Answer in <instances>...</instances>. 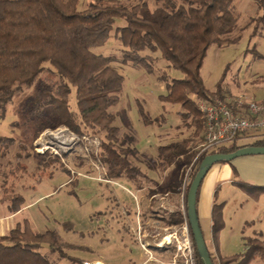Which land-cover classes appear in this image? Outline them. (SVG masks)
I'll return each instance as SVG.
<instances>
[{
  "label": "trees",
  "instance_id": "1",
  "mask_svg": "<svg viewBox=\"0 0 264 264\" xmlns=\"http://www.w3.org/2000/svg\"><path fill=\"white\" fill-rule=\"evenodd\" d=\"M128 1L129 4L125 0H94L86 9L79 10L80 0H0V112L5 111L18 91L31 87L42 74L57 77V82L44 87L31 102L33 118L41 120L47 108L56 117L55 122L40 125L37 134L42 129L60 126L80 135L86 129L103 134L100 161L107 169V177L135 181L139 171L130 160L139 154L135 136L121 137V128L115 122L123 114L111 112L120 103L125 83V76L117 66L153 73L155 59L151 54L159 53L170 69L183 74L181 79L163 77L168 92L162 100L180 104L185 111L180 117L192 130L183 140L157 148L158 166L165 172L173 170L167 182L159 184L160 192L178 194L184 174L198 157L205 138L206 121L198 104L225 98L220 85L214 92L206 88L201 69L213 45L227 47L241 40L240 36L227 37L238 27L234 0ZM255 1L264 11V0ZM255 22L264 24V15L250 20V24ZM111 41L119 43L120 58L93 51ZM74 91L77 112L70 107ZM138 108L146 125L164 122L160 118L151 120L142 104ZM123 118V127L127 129V119ZM15 143L13 138L0 136L2 147ZM246 146L263 147L264 140L222 147L199 156L187 195L206 156L229 154ZM20 149L26 147L21 145ZM56 162L59 160H49L36 170H46ZM238 187L252 198L264 194L263 187L245 183H238ZM1 202L7 204L10 214H17L24 208L26 199L8 188ZM223 209L222 204L213 208L215 236L224 227ZM160 219L166 226L184 222L180 212L165 214ZM60 239L57 231L35 232L31 222L25 219L0 237V264H50L40 250L44 245L57 249ZM246 245L244 253L220 259V264H250L256 258H264V241L249 239ZM196 255L197 263L203 264L197 250Z\"/></svg>",
  "mask_w": 264,
  "mask_h": 264
},
{
  "label": "rangeland",
  "instance_id": "2",
  "mask_svg": "<svg viewBox=\"0 0 264 264\" xmlns=\"http://www.w3.org/2000/svg\"><path fill=\"white\" fill-rule=\"evenodd\" d=\"M92 1L80 0L78 9H86ZM125 3L130 2L125 0ZM151 6L154 7L153 2ZM233 11L238 17V27L227 37L240 36L241 40L227 47L213 45L207 52L201 77L209 91H217L220 85L233 96L253 95L260 99L264 97V24H250V20L263 16L264 11L255 0H234ZM120 48L119 43L111 41L93 51L120 58ZM151 55L155 59L153 73L117 66L125 76V83L119 105L111 110L113 114L122 112L127 119V129L123 127V117L116 119L115 125L121 128L120 136H135L139 154L137 158H130L139 171L135 181L107 177V169L100 161L103 134L86 129L80 135L63 126L42 129L37 134L40 125L55 122L56 117L51 108H47L41 120L33 118L31 102L44 87L57 82V77L42 74L31 87L18 91L5 111L0 112V136L16 141L9 147L4 145L6 148L0 144V199L5 190L11 188L26 199L24 208L13 221L20 223L28 219L33 230L40 234L57 231L61 238L57 249L44 245L40 250L50 264H85L87 261L92 264L98 259L105 264H129L126 254L138 253L141 248L130 231L136 227L138 216L150 221L145 227L151 232V238L165 234V225H160L158 219L165 215L160 207L164 196L159 183H166L173 170L166 177L156 162L157 148L183 140L192 130L180 117V113L185 112L181 105L162 100L168 92L163 77L181 79L183 74L170 69L159 53ZM70 99L71 110L77 112L75 91ZM139 103L151 120L160 118L164 122L146 125L139 113ZM21 145L26 150L21 151ZM49 160L59 162L46 170H36ZM187 170L183 181L190 175L189 168ZM170 200L180 206L177 197ZM185 204L187 206V194ZM7 212L5 204L0 202V221ZM254 230L262 232L254 235ZM244 234L264 241V216L254 226L246 227ZM243 249L238 247L233 253L241 254Z\"/></svg>",
  "mask_w": 264,
  "mask_h": 264
},
{
  "label": "crops",
  "instance_id": "3",
  "mask_svg": "<svg viewBox=\"0 0 264 264\" xmlns=\"http://www.w3.org/2000/svg\"><path fill=\"white\" fill-rule=\"evenodd\" d=\"M224 93L225 98L223 100H226L229 97L245 96L247 100H256L259 102L264 101V97L258 99L253 95L233 96L227 92ZM169 172L170 170L165 172L166 177ZM238 183H245L254 187L264 188V155L247 156L238 158L231 163L216 164L210 169L200 186L197 198L198 217L206 239L208 250L214 259L215 264H220V259L235 256L236 254L233 252L238 247H243L244 249L241 254L244 253L247 249V240L259 239L258 237L252 238L246 236L244 233L246 227L249 225L254 226L255 223L264 216V194L258 198L246 196L242 192V189L238 187ZM162 195L164 197L160 200V207L164 209L165 214H173L175 212L182 213L181 211L185 202V196L183 197V187L181 188V192L178 194L170 193ZM171 197L173 199L174 197H177L178 204H180V206L178 205L177 207V204H173L170 200ZM1 203L5 204L7 207L6 203ZM216 204H222L224 208V227L217 236L213 233L212 218L213 208ZM19 214L20 213L10 214L7 212L6 217H2L3 220L0 221V237L7 235L9 231L14 229L17 223L13 220ZM137 218L138 221L136 222V227H132L130 231L133 236H135L134 239L140 244L141 248L138 253L130 251L129 254H126V256L130 259L129 264H171L174 260L175 250L173 248L160 249L155 247V235L151 238L149 236V233L151 232L149 231L148 233L145 227L150 221H146V218L142 219L139 216ZM158 219L160 225L164 224L160 218ZM169 227L172 226L165 225L164 229ZM139 228H142L141 235L138 234ZM261 232L262 231L259 232L254 230L253 234H261ZM141 242H148L150 244L149 252L152 254V259H150L148 254L143 250ZM154 253H156V256ZM96 261L103 262L100 259L95 260V262ZM86 263L90 262L87 261ZM250 264H264V258H256Z\"/></svg>",
  "mask_w": 264,
  "mask_h": 264
},
{
  "label": "built area",
  "instance_id": "4",
  "mask_svg": "<svg viewBox=\"0 0 264 264\" xmlns=\"http://www.w3.org/2000/svg\"><path fill=\"white\" fill-rule=\"evenodd\" d=\"M198 107L206 121V131L204 142L199 148L200 153L189 167L190 175L183 181L185 199L187 188L192 180L193 168L199 156L222 147L264 140V101L247 100L245 96H237L226 100L215 98L213 101H201ZM181 212L184 222L164 229L163 235L157 234L154 246L175 250L171 264H198L185 202ZM141 232L142 228H139L138 234L141 235ZM141 245L152 259V254L149 252L150 244L141 242Z\"/></svg>",
  "mask_w": 264,
  "mask_h": 264
},
{
  "label": "water",
  "instance_id": "5",
  "mask_svg": "<svg viewBox=\"0 0 264 264\" xmlns=\"http://www.w3.org/2000/svg\"><path fill=\"white\" fill-rule=\"evenodd\" d=\"M264 155V146H246L238 149L237 151L229 154H212L208 155L202 161L199 170L191 183L187 195V211L189 225L194 238L197 253L203 264H214L211 254L208 250L206 239L204 237L197 211V196L200 186L206 178L210 169L222 162H233L234 160L247 156Z\"/></svg>",
  "mask_w": 264,
  "mask_h": 264
},
{
  "label": "bare ground",
  "instance_id": "6",
  "mask_svg": "<svg viewBox=\"0 0 264 264\" xmlns=\"http://www.w3.org/2000/svg\"><path fill=\"white\" fill-rule=\"evenodd\" d=\"M92 264H103L102 262H95V263H92Z\"/></svg>",
  "mask_w": 264,
  "mask_h": 264
}]
</instances>
